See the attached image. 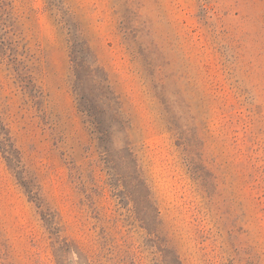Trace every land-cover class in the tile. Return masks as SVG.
Segmentation results:
<instances>
[{
    "label": "rangeland",
    "instance_id": "obj_1",
    "mask_svg": "<svg viewBox=\"0 0 264 264\" xmlns=\"http://www.w3.org/2000/svg\"><path fill=\"white\" fill-rule=\"evenodd\" d=\"M0 41V264H264V0H0Z\"/></svg>",
    "mask_w": 264,
    "mask_h": 264
},
{
    "label": "trees",
    "instance_id": "obj_2",
    "mask_svg": "<svg viewBox=\"0 0 264 264\" xmlns=\"http://www.w3.org/2000/svg\"><path fill=\"white\" fill-rule=\"evenodd\" d=\"M80 98L83 99V100L87 99L84 94H81ZM87 101H89V100H87ZM105 102H108L107 98L106 99L104 98V100L102 101V104H105ZM96 104L97 105H95V106L93 105V107H92V105H90V107L87 108V111L90 113V111L92 112V110H94V111L96 110V112L98 114L97 118H96V123H98L99 125H104L105 124V126H106L105 129H104L105 132L110 133V130L112 128L111 127L112 121H109L110 119H106L105 115H106L107 110L105 108H100V106L98 105L97 102H96ZM107 122H109V123L106 125Z\"/></svg>",
    "mask_w": 264,
    "mask_h": 264
}]
</instances>
